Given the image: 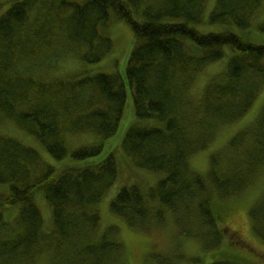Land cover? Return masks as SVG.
I'll list each match as a JSON object with an SVG mask.
<instances>
[{
	"label": "trees",
	"instance_id": "obj_1",
	"mask_svg": "<svg viewBox=\"0 0 264 264\" xmlns=\"http://www.w3.org/2000/svg\"><path fill=\"white\" fill-rule=\"evenodd\" d=\"M206 1L0 0V120L34 135L54 158L69 157L55 166L20 139L0 134V264H37L40 258L48 264H118V228L101 227L98 209L117 165L112 153L98 156L103 141L117 132L127 85L137 120L119 146L137 167L163 174L147 190L119 188L111 212L141 229L164 224L169 215L180 234L204 249L238 244L226 238L212 199L235 196L263 174L264 103L251 124L210 152L204 174L189 159L244 116L264 86V43L233 30L264 33V20H253L264 0H215L207 16ZM110 12L132 32L125 75L69 64L56 75L60 64L50 59L71 54L92 64L112 51L105 31ZM224 58L225 68L194 94L207 65ZM82 133L101 140L70 148L68 137ZM37 196L47 203L51 226ZM10 208L17 213L7 220ZM249 215L264 241V190ZM227 257L221 251L210 264H244Z\"/></svg>",
	"mask_w": 264,
	"mask_h": 264
},
{
	"label": "rangeland",
	"instance_id": "obj_2",
	"mask_svg": "<svg viewBox=\"0 0 264 264\" xmlns=\"http://www.w3.org/2000/svg\"><path fill=\"white\" fill-rule=\"evenodd\" d=\"M214 2L215 0L206 1V16L212 9ZM253 20L254 23L264 20V1ZM197 26L201 29L208 30L221 28L219 25L199 24ZM233 30L251 42L264 43V33L255 27H251L250 29H238L233 27ZM105 31L113 43L112 51L109 54L100 61L92 64H87L71 54L63 60L50 59V62L60 64L55 70V74L63 75L62 71H66V66L69 64L75 70H81L83 72L86 70L90 71L89 73L119 72L125 75L126 63L131 49L132 32L129 26L124 21L118 19L113 12H110ZM61 47L65 50L62 45ZM53 51L54 49L48 50L44 58L51 57ZM225 66L226 58L208 64L203 74L201 73L198 77L192 92L198 96L205 82L211 76L222 71ZM263 103L264 86L253 105L244 116L231 124L223 126L220 133L217 134L216 139L209 147L190 156V166L195 171L204 174L209 166L210 152L216 147L224 145L238 130L251 124L257 117V113ZM136 120L137 118L133 111L131 91L127 85L124 111L117 132L103 141V153L98 156V158H101L108 153H112L117 165L115 182L101 199L99 203V214L101 227L113 224L118 228V236L123 245L118 264H210L213 261L220 260L221 251L227 252L228 259L238 258L244 264H264V241L253 233L249 215L251 206L264 190V171L263 174L243 192L226 199H212L213 207L217 209L222 216V223L226 228V238H233L238 244L227 246L224 241L214 249H204L199 240L180 234L169 215L164 224L159 226L151 225L149 229H141L129 226L122 218L111 212L109 204L111 198L119 188L125 185L136 184L142 189L147 190L154 186L163 174L161 172H152L135 166L124 151L122 144L119 146V142L122 141L125 131ZM0 133L20 139L25 144L35 148L44 161L55 166L63 165L69 158H54L34 135L24 132L14 123L6 119L0 120ZM100 140L101 137L97 134L82 133L77 136H69L68 146L73 148ZM3 185L4 184H0V190L4 187ZM37 203L41 208L45 224L51 226L50 211L47 203L41 196H37ZM16 213L17 211L15 209L10 208L4 211V216L7 220H12ZM37 264H48V259L40 258Z\"/></svg>",
	"mask_w": 264,
	"mask_h": 264
}]
</instances>
